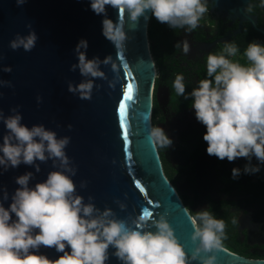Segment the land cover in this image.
Instances as JSON below:
<instances>
[{
  "label": "clouds",
  "instance_id": "9594fccd",
  "mask_svg": "<svg viewBox=\"0 0 264 264\" xmlns=\"http://www.w3.org/2000/svg\"><path fill=\"white\" fill-rule=\"evenodd\" d=\"M26 2L16 0L18 7ZM109 5L123 9L134 22L151 11L159 23L184 29L187 33L195 30L209 11L208 0H91V10L105 16L102 34L115 45L118 53L126 47L129 37L121 22L122 17L119 22L107 18L106 6ZM261 6L264 7V0ZM38 39L34 29L27 35L17 33L9 47L31 51ZM88 46L86 39L79 41L74 50L78 63L71 66L72 71L79 69L86 79L79 84H68V91L78 93L83 100L92 98L95 87L92 78L107 79L101 70L102 64H111L117 77L120 71L112 56L104 60L99 57L88 59ZM175 48L184 55L191 51L187 39L178 41ZM238 51L235 43H227L224 54L209 53L207 77L214 79L200 80L190 93H186L183 75H176L172 87L177 95L192 99L196 119L206 126L203 140L207 143V154L229 162L247 158L249 164L245 165L243 173L254 174L260 171V167L251 165L252 157L264 164V44L255 40L249 42L244 51L247 65L226 58L236 56ZM3 71L10 73L12 68L8 66ZM116 82V79L109 81V87L115 88ZM0 86L11 87L12 83L0 80ZM11 112L12 115L5 116L0 111V122L7 130L0 143L3 170L23 163L34 166L39 173L41 166L37 161L47 162L49 159L60 170L48 173L47 179L35 187L29 186L34 178L32 172L17 177L16 183L20 187L12 195L8 208L3 203L9 198L4 191L3 200H0V264H107L110 247L115 249L112 255L121 264H192L196 260L201 264H217L215 253L222 250L226 239L223 219L215 218L207 209L196 212L192 220L195 231L191 237L196 247L189 257L165 214L156 219L143 212L120 219L111 208H97L91 202L94 199L91 196L85 203V198L77 194L73 179L77 169L65 151L71 137L58 138L55 131L42 124L29 127L22 123L23 116L18 108H12ZM68 127L71 129L72 125ZM150 141L154 147L163 148L173 143L159 126L151 129ZM240 175L241 169L233 168V179ZM86 185V181L81 183V187ZM120 208L123 210L125 205L120 203ZM153 227L155 231L151 230ZM42 246L55 248L63 255L55 260L49 259L39 254ZM68 248L70 251L66 250Z\"/></svg>",
  "mask_w": 264,
  "mask_h": 264
},
{
  "label": "water",
  "instance_id": "95a60500",
  "mask_svg": "<svg viewBox=\"0 0 264 264\" xmlns=\"http://www.w3.org/2000/svg\"><path fill=\"white\" fill-rule=\"evenodd\" d=\"M90 3L91 0H27L18 7L16 0H0V80L12 83L11 87L0 86V111L8 116L13 114L12 108H18L23 124L29 127L42 124L55 131L58 138L71 137L65 151L77 169L73 179L77 194L85 198V203L91 196L97 208H111L120 219L140 215L144 208L153 213L151 218L158 219L160 214H165L191 257L196 247L191 239L195 231L193 217L182 201L180 190L167 178L157 145L154 147L150 141L155 101L161 107L169 97L166 89L157 88L159 70L148 35L152 12H146L134 22L130 14L120 15L119 9L106 6L107 18L119 22L122 17L129 37L126 47L118 53L115 45L102 34L105 16L94 13ZM231 3L240 16L250 6V0H231ZM246 19L264 37V28L257 26L255 18ZM33 29L39 39L31 51L9 47L17 33L27 35ZM81 39L88 41V59L104 60L112 56L120 67L117 77L111 64L101 65L107 79L92 78L95 87L90 100L80 99L78 93L68 91L69 82L79 84L86 79L79 69L71 70L72 64L78 63L74 50ZM125 64L131 76L127 75ZM8 66L12 68L10 73L3 71ZM114 79L116 86L111 88L109 81ZM127 82L135 85L126 121L130 159L124 151L118 118V104ZM68 125H72L71 129ZM6 131L0 122V143ZM37 163L41 166L39 173L34 166L23 163L7 171L0 166V200L5 190L9 197L3 201L4 207H10L11 197L20 187L17 177L32 172L34 178L29 186L35 187L47 179L48 173L60 170L53 166L51 159ZM134 179L142 182L146 195L135 187ZM85 181L86 187H81ZM120 203L125 205L123 210ZM12 218L16 219L15 214ZM113 252L115 249L110 247L107 264H121ZM39 254L52 260L63 255L55 248L43 246ZM215 255L217 264H264V259H249L225 248ZM192 264L201 262L196 260Z\"/></svg>",
  "mask_w": 264,
  "mask_h": 264
},
{
  "label": "flooded vegetation",
  "instance_id": "af4514ba",
  "mask_svg": "<svg viewBox=\"0 0 264 264\" xmlns=\"http://www.w3.org/2000/svg\"><path fill=\"white\" fill-rule=\"evenodd\" d=\"M261 3L262 0H250V6L240 16L235 12L237 8L231 0H208L209 11L203 15L199 26L191 33L161 23L160 34L164 42L171 44L163 45V48L169 49L174 55L178 69L176 68L175 73L169 72L166 77L159 71L157 88L166 89L169 97L163 106H159L153 122L154 127L163 129L166 124L169 128L176 124V130L181 131L176 137V188L180 190L181 196L191 201L189 209L194 212L207 209L211 213L217 211L226 214L227 221L233 226L230 233L232 242L244 250L246 254L243 257L249 259H264V164L252 157L251 165H259L260 171L244 174L243 169L249 164L247 158H237L229 162L227 159L221 161L208 155L207 143L203 140L206 126L196 119L195 110L191 107L192 99L179 96L177 105L183 108L174 109L170 104L171 94L167 83L173 84L176 75H183L185 86L189 89L187 93H190L198 86L200 80L214 79L207 77L206 62L209 53L224 54L223 49L227 43L248 46L249 42L255 40L264 44V37L246 19L255 18L257 26L264 28V7ZM184 39L191 45L188 55L175 48L176 43ZM237 55H241L243 60L246 58L240 50ZM234 57L226 58L236 62ZM187 104L189 106L185 107ZM167 128L166 126L164 129L165 133L170 139H174L172 133L175 128ZM167 153H170V147ZM171 163L174 164L172 161ZM233 168L241 169V175L236 179L232 177ZM179 180L181 184L178 183Z\"/></svg>",
  "mask_w": 264,
  "mask_h": 264
},
{
  "label": "trees",
  "instance_id": "16d2710c",
  "mask_svg": "<svg viewBox=\"0 0 264 264\" xmlns=\"http://www.w3.org/2000/svg\"><path fill=\"white\" fill-rule=\"evenodd\" d=\"M161 31H162V27H161V23H159L154 15L152 14L150 23H149V39L151 42V53L153 55V58L155 60V63L160 71V73L166 77L167 75H169L168 73L173 71L175 73V71H177L178 69V62L177 60L173 57L174 55L171 54V51L169 49H164L163 45L165 46H170L171 44L169 42H164L162 36H161ZM244 46L245 44H240L238 45V49L243 52L244 55ZM247 48V46H245ZM245 60H243V58L241 59H237L236 62L242 64V65H247V59L244 58ZM177 68V69H176ZM169 86V91L171 94V99H170V104L171 106L176 109L179 110L181 109L182 106L177 105V102L179 100V95L176 94L175 90L172 87V83H167ZM189 89H187L186 87V93L189 92ZM189 105H185V107H188ZM183 108V107H182ZM158 110H159V105L157 104V102H155L154 105V112H153V122L155 121L156 115L158 114ZM158 150H159V154L161 156V160L163 163V167H164V171L165 174L167 176V178L169 179V181L173 184L174 187H176V180L178 179L177 176V170H176V166L174 164L171 163L170 159H169V153H167L168 148H163L160 147L159 145H157ZM184 205L186 206L187 209L190 208L191 205V201H189L186 197L181 196ZM190 214L193 218L196 217V212H194L192 209H189ZM212 215L217 218V219H223L225 221L226 224V228H225V234H226V239L223 240V248L238 254L240 256H244L246 254V252L242 249H240L239 247H236L234 245V242H232L231 238H230V233L232 232V228L233 226L231 224H229V221H227V215L224 213H220L217 211L212 212Z\"/></svg>",
  "mask_w": 264,
  "mask_h": 264
},
{
  "label": "snow or ice",
  "instance_id": "6c2138e0",
  "mask_svg": "<svg viewBox=\"0 0 264 264\" xmlns=\"http://www.w3.org/2000/svg\"><path fill=\"white\" fill-rule=\"evenodd\" d=\"M123 13H124V10L119 9V14L123 15ZM124 67L127 71L128 65L125 64ZM127 75L131 76V72L127 71ZM134 92H135L134 82H127L125 91L122 95V99L118 104V118H119V122H120L121 129H122V136H123V140H124V151H125V153L129 159H130V155H131L130 154V148H129L130 140H129L128 128H127L126 121H127V110L130 106V102H132L134 100ZM133 183H134L135 187L142 194L146 195V188L139 179H134ZM143 212L148 217H152V215H153V213L151 211H149L148 208H144Z\"/></svg>",
  "mask_w": 264,
  "mask_h": 264
},
{
  "label": "rangeland",
  "instance_id": "374dc122",
  "mask_svg": "<svg viewBox=\"0 0 264 264\" xmlns=\"http://www.w3.org/2000/svg\"><path fill=\"white\" fill-rule=\"evenodd\" d=\"M242 58V56L241 55H236L235 57H234V60H237V59H241ZM177 118V117H176ZM175 118V119H176ZM174 123H172V125H173ZM166 126L169 128V126L166 124ZM165 126V127H166ZM176 124H174V127H172V128H169V129H173V128H175V131L172 133V135H174V139L172 138L171 140L173 141V143L169 146L170 147V153L168 154L169 155V158H170V160L174 163V165L176 166V164H177V159H178V156H177V153H176V145H177V139H176V137H178L179 135H180V133H181V131H177L176 130ZM165 127H164V129H165ZM167 128V129H168ZM179 184H181V180H179V182H178Z\"/></svg>",
  "mask_w": 264,
  "mask_h": 264
}]
</instances>
